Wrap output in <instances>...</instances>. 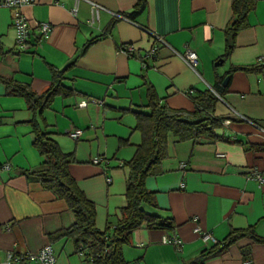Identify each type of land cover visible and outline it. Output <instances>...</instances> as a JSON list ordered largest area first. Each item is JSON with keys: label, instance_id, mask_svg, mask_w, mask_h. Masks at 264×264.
Instances as JSON below:
<instances>
[{"label": "crops", "instance_id": "obj_1", "mask_svg": "<svg viewBox=\"0 0 264 264\" xmlns=\"http://www.w3.org/2000/svg\"><path fill=\"white\" fill-rule=\"evenodd\" d=\"M92 1L104 7L93 25L87 22L91 12L86 0H34L23 6L33 25L44 21L52 26L40 43L33 27L30 48L24 52L14 48L12 17L17 10L0 6V77L28 83L40 94L51 85L55 71H62L60 85L68 92L57 94L37 119L62 150L57 132L82 131L74 140L69 172L95 203L96 227L116 224L126 204V158L120 152L131 153L140 142L131 138L135 113L148 112V87L162 104L192 110L191 96L221 81L224 89L214 115L230 123L215 130L220 138L199 144L169 134L162 172L145 179L157 205L151 211L170 218L174 230L135 229L122 254L127 264H186L201 255L204 264H264V242L244 235L219 250L194 231L198 225L219 242L231 230L250 226L264 236V182L251 177L253 172L264 177V67L233 70L264 63V0H257L248 14V25L236 34L227 58L222 55L232 0ZM139 1L142 10L126 17ZM153 33L169 46L155 41ZM125 44L132 45L131 55L122 50ZM154 46V59L145 57ZM186 47L197 54L195 69L175 53ZM81 102L86 106H79ZM32 116L26 99L10 93L0 80V264L7 251L34 253L46 244L54 248L55 264H81L83 257L72 240L49 238L69 227L74 214L28 174L43 160L33 145ZM101 155L103 161H91ZM173 235L181 240V249L162 241Z\"/></svg>", "mask_w": 264, "mask_h": 264}, {"label": "trees", "instance_id": "obj_2", "mask_svg": "<svg viewBox=\"0 0 264 264\" xmlns=\"http://www.w3.org/2000/svg\"><path fill=\"white\" fill-rule=\"evenodd\" d=\"M256 2L257 0L231 1L232 12L225 27L223 58L231 55L236 34L248 25V14L254 10ZM142 8L143 1H139L135 9L125 16L131 18ZM262 67L264 63L235 67L233 70H258ZM61 78L62 71H55L49 88L37 94L28 83L13 82L0 77V80L8 85L10 93L26 99L33 113L28 122L32 126L33 145L43 160L39 168L29 171L28 174L52 190L58 198H62L74 214V222L69 227L49 234V238L65 237L72 240L76 251L90 255L93 264H127L122 247L130 242L133 230L161 228L169 232L175 228L170 218L151 211L156 209L157 205L152 191L145 186L146 177L162 172L161 162L167 156L168 135L172 134L177 141L191 140L199 144L219 139L215 130L222 127L225 118L214 115V112L224 87L221 81H217L213 89L198 91L192 95V110L171 108L162 104L153 88L148 87L145 104L148 112L135 113L134 129L140 133V142L135 145L133 155L122 163L127 166L126 204L120 209L121 217L116 224L99 230L95 224V203L86 197L69 172V165L75 159L74 152H64L51 136L47 125L40 124L37 119L38 116L43 117V110L57 94L68 92L60 85ZM244 235H249L254 242H264V236L256 234L250 226L231 230L223 241L213 243L212 247L223 249ZM249 254L250 252L246 256ZM186 264H204L203 255Z\"/></svg>", "mask_w": 264, "mask_h": 264}, {"label": "built area", "instance_id": "obj_3", "mask_svg": "<svg viewBox=\"0 0 264 264\" xmlns=\"http://www.w3.org/2000/svg\"><path fill=\"white\" fill-rule=\"evenodd\" d=\"M90 5V17L88 19V24L93 25L96 22L99 21V15L102 10H104V7L100 5L97 2H94L92 0H86ZM34 0H0V6L7 7V8H13L17 11L12 17V26L15 31V50L18 52H24L27 51L30 48V36L32 32V28L35 27L38 30V43H40L42 40L48 37L50 31H51V24L49 22H36L35 25L32 24L31 21L28 20V18L22 13L21 8L25 5L33 3ZM75 10V9H74ZM117 17L119 15H116ZM121 17V16H119ZM155 41L160 42L161 44L168 45V43L163 39L162 36H159L155 33L152 34ZM132 45L125 44L122 48L124 52L131 55L132 52ZM176 55L180 57L191 69H195V65L197 62V54L194 50L186 47L182 52L175 51ZM156 54V47H151L149 50L146 51L145 57H148L149 59H154ZM93 103H99L102 104L101 100H92ZM86 102H81L79 106H86ZM238 117L241 119L247 120L245 117H242L241 115L237 114ZM230 123L229 118H225L223 120V124L227 125ZM82 131L80 129H71L68 131L69 137L76 140L79 139L81 136ZM221 156L223 154H220ZM105 158L102 156H95L91 159L93 163H99L103 161ZM5 167H8V164L4 165ZM251 177L258 180L259 182H264V177H262L259 173L253 172L251 174ZM107 181L110 182V178H107ZM194 231L198 232L200 235V238L204 241H211L212 243H216L218 240L215 239V237L206 230H201V228L196 225L194 227ZM162 241L164 243L172 244L177 249H181L182 242L179 238H177L175 235L163 237ZM78 254L83 257L81 264H93L92 257L90 255H85L82 251H79ZM26 260L28 262H35L40 264H55L56 263V256L54 252V248L51 244H46L43 247H41L37 252L31 253H16L13 251H7L5 254L4 260L1 262V264H17L20 261ZM248 264V263H246Z\"/></svg>", "mask_w": 264, "mask_h": 264}, {"label": "rangeland", "instance_id": "obj_4", "mask_svg": "<svg viewBox=\"0 0 264 264\" xmlns=\"http://www.w3.org/2000/svg\"><path fill=\"white\" fill-rule=\"evenodd\" d=\"M133 133H135V134H134L135 136L131 138V141L134 142L137 138L140 140L141 136H140L139 131L134 129V132H133ZM132 135H133V134H132ZM56 137H58V139H60L61 142L63 143V145H62L63 150H66L65 148H67V149H70L71 152L74 151L75 141H74V139H72L71 137H69L68 134H64L63 132H57V133L55 134V138H56ZM129 142H130V141H129ZM131 148H132V147H131ZM134 149H135V148H132L131 153H127V154H126V152H120V154H124V156H125L124 158H126V160H127V159H129V158L132 156V154H133V152H134ZM74 154H75V152H74ZM101 156L104 157L103 155H101ZM108 160H110V161H115L116 159L111 158V157H108ZM117 161H118V160H117ZM118 162H120V161H118ZM120 163H121V162H120ZM122 163H123V162H122ZM124 169L127 170V166H125Z\"/></svg>", "mask_w": 264, "mask_h": 264}, {"label": "water", "instance_id": "obj_5", "mask_svg": "<svg viewBox=\"0 0 264 264\" xmlns=\"http://www.w3.org/2000/svg\"><path fill=\"white\" fill-rule=\"evenodd\" d=\"M226 80H227V78L224 79V82H223L224 84L226 83Z\"/></svg>", "mask_w": 264, "mask_h": 264}]
</instances>
